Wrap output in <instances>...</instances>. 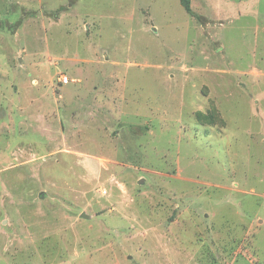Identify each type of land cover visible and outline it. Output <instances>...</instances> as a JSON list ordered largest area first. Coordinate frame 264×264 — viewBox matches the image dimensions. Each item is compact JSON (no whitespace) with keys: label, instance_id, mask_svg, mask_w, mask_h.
I'll list each match as a JSON object with an SVG mask.
<instances>
[{"label":"rangeland","instance_id":"rangeland-1","mask_svg":"<svg viewBox=\"0 0 264 264\" xmlns=\"http://www.w3.org/2000/svg\"><path fill=\"white\" fill-rule=\"evenodd\" d=\"M190 3L0 0V264H264V0Z\"/></svg>","mask_w":264,"mask_h":264},{"label":"trees","instance_id":"trees-1","mask_svg":"<svg viewBox=\"0 0 264 264\" xmlns=\"http://www.w3.org/2000/svg\"><path fill=\"white\" fill-rule=\"evenodd\" d=\"M191 0H181V3L183 5V7L185 8V10L191 14L192 16H194L193 12H192V8H191Z\"/></svg>","mask_w":264,"mask_h":264},{"label":"built area","instance_id":"built-area-1","mask_svg":"<svg viewBox=\"0 0 264 264\" xmlns=\"http://www.w3.org/2000/svg\"><path fill=\"white\" fill-rule=\"evenodd\" d=\"M61 82H63L64 84H68L69 83L68 78H66V77L61 79Z\"/></svg>","mask_w":264,"mask_h":264}]
</instances>
